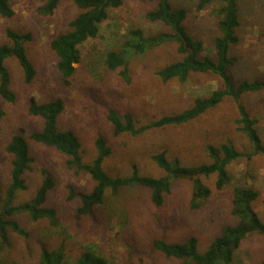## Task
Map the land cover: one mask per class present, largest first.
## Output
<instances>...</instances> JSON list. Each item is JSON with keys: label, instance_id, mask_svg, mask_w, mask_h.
<instances>
[{"label": "rangeland", "instance_id": "rangeland-1", "mask_svg": "<svg viewBox=\"0 0 264 264\" xmlns=\"http://www.w3.org/2000/svg\"><path fill=\"white\" fill-rule=\"evenodd\" d=\"M200 0H172L173 5L187 10L188 32L203 42V53L214 56V37L218 32V3L198 9ZM15 15H0V43L9 41L7 29L30 33L27 51L37 74L31 83L16 58L7 59L12 73L15 102L0 95V199L10 181L12 155L7 145L19 127L25 129L33 161L25 173L28 189L19 193L16 203L31 200L40 186L44 171L52 173L55 186L47 205L58 211L60 223L53 227L47 220L33 221L28 214L15 218L27 231L20 235L9 231L10 244H0V264H39L43 246L65 247V264H77V256L86 248L107 259L108 264H183L181 259L167 257L153 247L156 239L183 242L195 235L203 252L211 241L222 234L223 227L235 225L233 192L238 186L252 187L259 192L255 210L264 221V154L251 159L239 158L229 165L230 181L223 189L216 188L217 175L203 176L212 194L192 205L193 181H173L172 192L164 204L157 207L147 187H124L116 194L107 191L104 203L96 208V218L81 214L79 197L69 198L70 187L76 191H91L95 185L86 171L69 168L68 156L54 147L44 146L30 138L33 131L43 128L41 117L29 114V99L39 102L62 98L65 109L58 124L61 129L74 131L81 141L84 162L97 155L96 141L104 137L111 154L104 170L112 176L129 175L136 164L139 173L160 177L164 170L153 155L165 151L169 159L182 165L194 166L211 162L208 145L232 143L240 151H250L247 136L238 130L236 102L225 98L198 118L181 125L153 127L137 133H114L109 119L110 110L121 118L126 113L134 117L136 129L165 115L179 113L190 107L196 97L210 94L223 86L212 73H195L188 81H163L158 71L183 57L178 43L167 42L139 52L132 44V30L142 29L146 35L156 34L167 27L145 18L156 7L150 0H124L110 9L109 17L101 23L97 37L80 45L81 61L70 83L61 80L58 57L51 48L52 39L69 29L70 21L80 12L74 0H60L52 15L39 11L42 0H12ZM240 42L231 48L235 63L229 67L235 85L242 80H264V0L240 1ZM122 53L127 61L129 80L122 75L124 67L111 70L106 65L109 51ZM252 117L258 120V130L264 142V88L242 96ZM264 263V235L255 233L246 238L235 259L227 264ZM196 264V263H193ZM226 264V263H218Z\"/></svg>", "mask_w": 264, "mask_h": 264}, {"label": "trees", "instance_id": "trees-1", "mask_svg": "<svg viewBox=\"0 0 264 264\" xmlns=\"http://www.w3.org/2000/svg\"><path fill=\"white\" fill-rule=\"evenodd\" d=\"M156 2V7L145 13V18L153 23H161L166 30L156 34L146 35L142 29L132 30V44L139 52L159 46L167 42L178 43V51L183 54L180 60L163 66L159 71L163 81L178 79L186 82L195 73H212L218 76L223 86L213 90L210 94L196 97L194 103L179 113L165 115L148 123L137 130L134 117L126 113L121 118L114 110H110L109 119L113 123L114 133H137L153 127L167 125H181L201 116L205 111L217 106L225 98L236 102L238 109V130L243 132L251 143L250 151H240L232 143L220 145L209 144L208 152L211 162L194 166L182 165L178 160H171L165 151L153 155L154 161L164 170L160 177L139 173L136 164L131 173L125 176H112L104 170V162L111 154V148L104 137L96 141L97 155L87 163L81 154V141L77 134L70 129H61L58 124L60 115L65 109L62 98L39 102L35 96L29 99V114L43 119L44 125L40 130L33 131L30 138L44 146L54 147L61 154L68 156L69 168L88 172L95 181L91 191H76L70 187L69 198L79 197L81 214L96 218V208L106 199L108 190L116 194L124 187L142 186L151 190V199L155 206L161 207L166 197L172 192L173 181L189 179L193 181L192 205L198 207L202 200L212 194V189L203 182L202 177L217 175L216 188L223 189L230 181L229 165L242 157L251 159L257 154H264V142L258 130V120L252 117L242 96L264 88V80H242L235 85L229 71L235 63L231 55V48L240 42L238 28L241 25L240 1L244 0H200L198 9L201 10L217 2L218 34L214 37V56L203 53V42L193 38L185 23L188 13L182 6H175L172 0H150ZM80 12L69 23V29L56 35L51 41V48L55 51L58 62L57 68L61 80L70 83L76 72V64L81 61L80 45L90 38L98 36L100 25L110 15V9L121 6L124 0H74ZM60 0H42L39 11L44 15H52L58 8ZM0 15L11 18L15 15L12 0H0ZM8 42L0 43V95L7 101L15 102L17 95L12 89V73L6 63L9 58H16L23 69L24 80L31 83L36 77L37 69L29 57L27 42L30 33H23L12 28L7 29ZM106 65L111 70L124 67L122 75L129 80L127 61L125 56L115 50L108 52ZM7 151L12 155L11 175L4 197L0 199V244H10L12 230L20 235H28L27 231L15 218L19 214H28L33 221L47 220L51 226L58 227L60 223L58 211L48 206L50 191L56 182L49 171L43 169L44 177L31 200L16 203L20 192L28 189L25 173L30 169L33 157L29 142L25 136V129L19 127L7 145ZM259 192L252 187L238 186L233 192V214L238 218L235 225L223 227L222 234L216 236L208 247L201 252L199 239L192 235L183 242H169L165 239L153 241V247L167 257L181 259L183 264H218L231 263L243 241L255 233L264 235V221L255 210L254 201ZM66 252L64 245L56 248L43 246L39 264H65ZM77 264H108L104 256L84 248L77 256ZM264 264V263H261Z\"/></svg>", "mask_w": 264, "mask_h": 264}]
</instances>
